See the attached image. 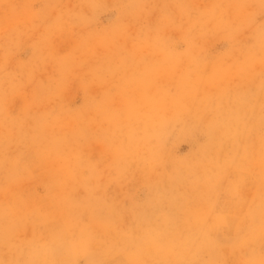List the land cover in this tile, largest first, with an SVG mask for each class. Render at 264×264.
Masks as SVG:
<instances>
[{"label":"clouds","instance_id":"9594fccd","mask_svg":"<svg viewBox=\"0 0 264 264\" xmlns=\"http://www.w3.org/2000/svg\"><path fill=\"white\" fill-rule=\"evenodd\" d=\"M0 264H264V0H0Z\"/></svg>","mask_w":264,"mask_h":264}]
</instances>
